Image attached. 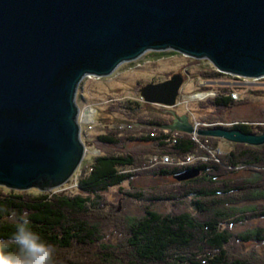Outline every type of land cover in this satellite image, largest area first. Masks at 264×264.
I'll return each mask as SVG.
<instances>
[{
  "label": "water",
  "instance_id": "obj_1",
  "mask_svg": "<svg viewBox=\"0 0 264 264\" xmlns=\"http://www.w3.org/2000/svg\"><path fill=\"white\" fill-rule=\"evenodd\" d=\"M161 50L205 59L219 73L264 78V0H0V186L47 190L65 182L84 155L82 80ZM181 83L173 75L139 93L145 103L174 106ZM173 118L178 123L158 127L264 144V132L195 130L185 116ZM198 175L185 169L172 177Z\"/></svg>",
  "mask_w": 264,
  "mask_h": 264
},
{
  "label": "trees",
  "instance_id": "obj_2",
  "mask_svg": "<svg viewBox=\"0 0 264 264\" xmlns=\"http://www.w3.org/2000/svg\"><path fill=\"white\" fill-rule=\"evenodd\" d=\"M202 76L214 81L225 75L212 70ZM229 93L230 90L221 89L209 106L219 112L231 108L235 102ZM119 107L126 115L143 109L138 101L129 99ZM217 120L202 123L222 122L220 118ZM259 120L232 122L226 128L259 134L264 132V119ZM145 122L154 132L124 138L118 132H107L93 139L101 146L102 153L91 158L87 172L77 180L74 194L18 192L0 187V237H8L15 231L14 214L27 212L31 228L56 247V264L73 263L63 259L62 254L85 246L100 257L98 264H264V250L258 254L243 253L240 249L241 244L264 245V227L232 229L264 217V204L255 205L256 201L264 200V146L238 145L217 163L202 152L205 138L166 133L158 126L170 122L163 124L154 115ZM130 141L139 143L136 150H128ZM151 146L157 151L150 154L147 149ZM163 155L174 160L194 156L198 161L186 167L144 168L151 156L160 159ZM188 168L199 170V175L167 190L156 188L145 193L137 188L128 193L137 200L155 204L175 200L176 206L187 207L180 212L175 209L163 212L148 205L141 216L125 215L124 221H119L118 227L125 235L122 242L104 241L100 221L111 214L103 209L109 205L105 193L110 188L136 176H171ZM236 171L243 174L227 177ZM181 198L188 202L181 203Z\"/></svg>",
  "mask_w": 264,
  "mask_h": 264
},
{
  "label": "rangeland",
  "instance_id": "obj_3",
  "mask_svg": "<svg viewBox=\"0 0 264 264\" xmlns=\"http://www.w3.org/2000/svg\"><path fill=\"white\" fill-rule=\"evenodd\" d=\"M212 70L215 69L205 59H192L176 52L173 53L171 50H161L148 51L134 61L123 63L108 76H86L80 83L76 94V105L78 107L77 121L80 126V139L84 147L82 160L74 173L67 178L65 182L57 187L39 191L59 193L62 195L76 193L77 180L87 172L92 160L91 158L102 153L101 146L93 142V139L97 135L107 132H118L123 138L128 135L138 137L147 132H154V129L151 126H146L147 124L145 122L148 117L152 115H154V118L157 120H163L165 122L163 124H166L174 119L172 115L169 114V111H172L173 114L178 116H186L188 122L193 125L195 130L211 128L213 125L212 123H207L205 125L202 122L208 120L216 122L219 118V121L222 120V122L215 124L221 127H229L232 122L237 121H258L259 119H264V78L252 79L222 73L225 76L212 81L202 76ZM173 75H179L182 78V85L178 89V99L174 106H165L159 103H145L140 97L139 87L144 86L146 83H163V81L170 79ZM221 89L230 90V97L235 103L231 108L219 112L209 105L210 101ZM128 99L138 101L142 104L143 109L137 114L129 112V114L126 115L127 112L119 106ZM150 111L151 114L149 113ZM147 113L150 115H147ZM169 125L166 124L161 126ZM160 129L169 134H187L193 137L205 138L206 144L201 145L202 152L206 153L211 161L217 163H219L221 157L225 153L236 150L235 148L239 147L238 145H245L229 142L215 136L198 135L196 133L182 132L176 129ZM137 143L138 142L135 143L130 141L127 147L128 150H136L139 144ZM211 143H215L214 148ZM260 146H264V144ZM147 150L149 152L157 151L153 149L152 146L148 147ZM151 157L147 161L148 165L144 168H152L156 165L164 167H171L173 165L186 167L198 161V158L194 156L192 160H188L186 156L175 160L168 159L164 155L161 156L160 159L155 156ZM183 170L185 169L181 171ZM242 174V171H236L234 174H229L227 177L235 178ZM173 175L174 174L171 176H136L129 181L123 182L119 187L114 186L110 188L105 193L106 202H109V205L105 206L103 209L106 213L108 212V214H111L110 216L108 215L107 218H102L100 221L102 232L105 235L104 241H110L111 243L122 242L125 235L122 229L120 230V227H118L119 221H124L125 215L141 216L143 214V208L148 207V205L150 209L163 212H169L174 209L180 212L183 208L187 207L188 205L181 204L176 206L175 204L177 201L175 200H167L155 204L154 202L137 200L134 197H130L128 194L137 188L146 191L145 193L156 188L167 190L183 182L175 180L172 177ZM2 188L7 189L5 187ZM36 190L38 189L31 188L25 191L34 192ZM179 201H181V203L188 202L187 199L183 200L182 198L179 199ZM258 204H264V200L256 201L255 205ZM256 225L264 227V217L248 220L244 222L243 225H235L232 229L237 231ZM240 246L243 253L254 252L262 254L264 250V245H256L255 243L241 244ZM88 250L89 247L85 246L82 249L80 248L74 251L69 250V252L66 251V253L70 255L62 254L64 257L63 259L74 261L70 264H98V262H100V257L96 254L93 255L92 252ZM95 252L97 253L98 251ZM67 256L71 257V259H68Z\"/></svg>",
  "mask_w": 264,
  "mask_h": 264
},
{
  "label": "clouds",
  "instance_id": "obj_4",
  "mask_svg": "<svg viewBox=\"0 0 264 264\" xmlns=\"http://www.w3.org/2000/svg\"><path fill=\"white\" fill-rule=\"evenodd\" d=\"M15 231L0 237V264H56V247L31 228L28 213L14 214Z\"/></svg>",
  "mask_w": 264,
  "mask_h": 264
},
{
  "label": "flooded vegetation",
  "instance_id": "obj_5",
  "mask_svg": "<svg viewBox=\"0 0 264 264\" xmlns=\"http://www.w3.org/2000/svg\"><path fill=\"white\" fill-rule=\"evenodd\" d=\"M168 80H170V79H166L165 81H168ZM165 81H163V82H165ZM147 84H154V83H146L145 85H147ZM142 87V86H141ZM141 87H139V89L141 88ZM179 91V90H178ZM177 94H178V92H177ZM177 94H176V96H175V104H176V100L178 99V96H177ZM169 114L170 115H172V118H173V114H172V111H169ZM178 116V115H177ZM182 116V115H181ZM180 116V117H181ZM186 117V116H185ZM186 121L188 122V119H187V117H186ZM184 122V121H183ZM174 123H178V122H176V120L175 119H173L171 122H170V124H174ZM180 123H182V121L180 122ZM189 123V122H188Z\"/></svg>",
  "mask_w": 264,
  "mask_h": 264
},
{
  "label": "built area",
  "instance_id": "obj_6",
  "mask_svg": "<svg viewBox=\"0 0 264 264\" xmlns=\"http://www.w3.org/2000/svg\"><path fill=\"white\" fill-rule=\"evenodd\" d=\"M89 125V124H88ZM206 125V124H205ZM90 126V125H89ZM195 126V125H194ZM91 128V126H90ZM188 158V160H192L194 157L193 156H186Z\"/></svg>",
  "mask_w": 264,
  "mask_h": 264
},
{
  "label": "bare ground",
  "instance_id": "obj_7",
  "mask_svg": "<svg viewBox=\"0 0 264 264\" xmlns=\"http://www.w3.org/2000/svg\"><path fill=\"white\" fill-rule=\"evenodd\" d=\"M216 125H218V124L213 123L212 127H215ZM56 187H57V186H56Z\"/></svg>",
  "mask_w": 264,
  "mask_h": 264
}]
</instances>
